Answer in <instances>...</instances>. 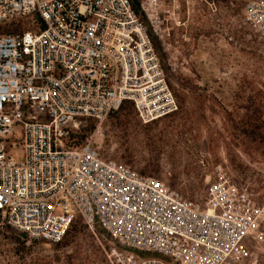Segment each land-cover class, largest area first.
Returning a JSON list of instances; mask_svg holds the SVG:
<instances>
[{"label": "built area", "instance_id": "2783aa9c", "mask_svg": "<svg viewBox=\"0 0 264 264\" xmlns=\"http://www.w3.org/2000/svg\"><path fill=\"white\" fill-rule=\"evenodd\" d=\"M160 1L139 6L164 40ZM239 1L264 39V0ZM124 101L145 124L177 110L130 0H0V241L14 231L26 248L58 244L81 223L107 233L110 264L252 259L264 204L229 176L194 201L105 157L96 132L79 140L89 120L99 127Z\"/></svg>", "mask_w": 264, "mask_h": 264}, {"label": "rangeland", "instance_id": "374dc122", "mask_svg": "<svg viewBox=\"0 0 264 264\" xmlns=\"http://www.w3.org/2000/svg\"><path fill=\"white\" fill-rule=\"evenodd\" d=\"M213 2L161 0L158 13L169 19L170 36L165 26L159 30L164 40L139 16L177 110L145 124L127 109L95 123L88 135L96 132L105 157L162 179L190 200L203 202L208 182L226 174L264 204V39L245 22L239 0ZM168 6L180 25L163 11ZM75 227L65 243L30 248L10 231L0 241V264H110L102 249L111 242L107 233ZM263 263L264 241L252 259L232 264Z\"/></svg>", "mask_w": 264, "mask_h": 264}, {"label": "trees", "instance_id": "16d2710c", "mask_svg": "<svg viewBox=\"0 0 264 264\" xmlns=\"http://www.w3.org/2000/svg\"><path fill=\"white\" fill-rule=\"evenodd\" d=\"M131 4H132V7L134 9V11L141 17L143 18V13L141 12L140 10V6H139V0H130ZM11 31H14V29H10ZM127 109H130L132 111H134V107H133V103L131 101H124V103L121 105L120 109L117 110V111H114V112H111L107 118H111L113 115H118V114H121L123 112H126ZM135 113V111H134ZM127 114V113H126ZM262 124H264V120L262 122ZM94 125H95V122L93 120H90L88 121V124L83 128V134L79 136V140H83L91 130L94 129ZM250 126L252 128V130H254L256 127L254 125V123H250ZM264 126V125H262ZM262 138H264V129H262ZM78 225V224H76ZM75 225V226H76ZM74 226V227H75ZM76 228V227H75ZM15 240L17 241H20L19 238H15ZM67 240V239H66ZM65 240V241H66ZM65 241L61 242V243H58V244H62V243H65ZM21 242V241H20ZM22 244V247H24V244L23 242H21ZM57 244V245H58ZM264 264V263H263Z\"/></svg>", "mask_w": 264, "mask_h": 264}]
</instances>
